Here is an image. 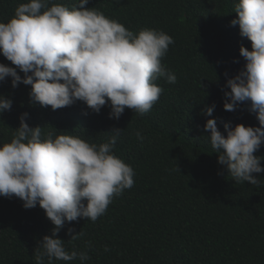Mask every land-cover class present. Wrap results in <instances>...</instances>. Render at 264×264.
<instances>
[{
    "label": "trees",
    "instance_id": "1",
    "mask_svg": "<svg viewBox=\"0 0 264 264\" xmlns=\"http://www.w3.org/2000/svg\"><path fill=\"white\" fill-rule=\"evenodd\" d=\"M26 2L0 0V22L7 23ZM236 2L89 0L86 8L101 11L134 33L150 28L174 40L161 62L176 82L155 81L163 92L143 116L126 108L119 119H110L107 105L97 114L81 101L52 110L30 100V86L13 89L10 77L0 82V96L12 102L10 110L0 113V146L11 141L25 113L30 128L40 126L45 134L67 132L56 135L97 145L108 140L112 129L124 130L114 154L134 170L133 187L113 197L95 222H67L57 236L66 250L87 252L90 259L84 264H264V172L254 174L262 180L259 186L234 182L218 164L210 133L204 130L208 119L216 120L223 135L225 123L230 129L237 124L259 127L246 103L232 112L223 109L226 80L245 64L239 48L251 50L238 25L230 26L237 18ZM0 64L14 67L2 55ZM212 105V116H206L204 110ZM137 131L143 141L136 138ZM255 155L264 157V145ZM52 228L39 206L25 209L18 198L0 197V264H35L34 250ZM69 228L84 235L68 242Z\"/></svg>",
    "mask_w": 264,
    "mask_h": 264
},
{
    "label": "clouds",
    "instance_id": "2",
    "mask_svg": "<svg viewBox=\"0 0 264 264\" xmlns=\"http://www.w3.org/2000/svg\"><path fill=\"white\" fill-rule=\"evenodd\" d=\"M89 0H73L71 7L55 0H28L20 4L13 17L0 22V55L14 67L0 64V82L11 78V87L30 86L32 102L52 110L83 102L93 113L104 106L109 118L119 119L125 109L139 116L149 112L163 89L155 81L164 78L174 84L176 75L162 64L173 38L164 31L142 28L137 33L109 19ZM236 19L251 50L241 46L243 70L227 79L225 111H235L246 103L256 115L259 127L225 123L223 135L215 119H208L204 130L210 133L217 162L226 168L236 183L259 186L264 172L255 155L264 145V0H237ZM23 74V78L17 74ZM226 75V74H225ZM12 102L0 96V113L11 109ZM215 105L204 110L212 116ZM27 114L10 142L0 146V197L18 198L25 209L39 206L53 225L51 234L42 238L34 250L35 264L53 260L81 264L90 257L86 251H68L57 238L67 222L80 219L95 222L105 214L113 197L134 185L135 172L114 154V146L124 130L112 129L106 142L99 145L67 132H48L30 128ZM136 138L143 141L140 131ZM177 170V169H176ZM67 234L70 240L84 233ZM90 247L91 242H86ZM105 251H109L105 247Z\"/></svg>",
    "mask_w": 264,
    "mask_h": 264
}]
</instances>
